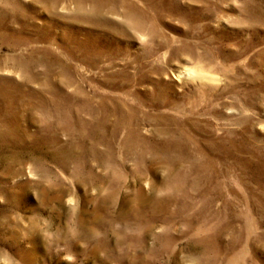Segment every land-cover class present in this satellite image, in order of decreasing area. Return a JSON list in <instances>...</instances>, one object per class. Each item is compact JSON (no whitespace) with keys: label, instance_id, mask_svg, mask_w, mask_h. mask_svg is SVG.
<instances>
[{"label":"rangeland","instance_id":"374dc122","mask_svg":"<svg viewBox=\"0 0 264 264\" xmlns=\"http://www.w3.org/2000/svg\"><path fill=\"white\" fill-rule=\"evenodd\" d=\"M0 264H264V0H0Z\"/></svg>","mask_w":264,"mask_h":264}]
</instances>
